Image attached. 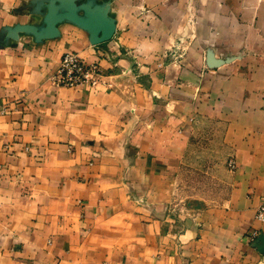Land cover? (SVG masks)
<instances>
[{"label": "crops", "instance_id": "0c3cea01", "mask_svg": "<svg viewBox=\"0 0 264 264\" xmlns=\"http://www.w3.org/2000/svg\"><path fill=\"white\" fill-rule=\"evenodd\" d=\"M44 1L0 0V264H264V0H92L97 45ZM200 158L227 191L181 201Z\"/></svg>", "mask_w": 264, "mask_h": 264}, {"label": "rangeland", "instance_id": "374dc122", "mask_svg": "<svg viewBox=\"0 0 264 264\" xmlns=\"http://www.w3.org/2000/svg\"><path fill=\"white\" fill-rule=\"evenodd\" d=\"M92 3V0H48L41 2L39 9H47V14L49 11L59 14L72 8L78 14L80 10L83 14L81 17H85L88 12H92V9L89 8ZM100 18L106 19L105 17ZM203 140L207 141L205 138ZM206 141L203 142V145H198V147L206 149ZM221 169L222 163L217 160L207 164V161L202 158L195 161L188 159L181 178L182 181L179 182L182 185V190L178 194L181 196L179 200L200 203L201 199H220L224 192L226 193L227 191L224 186L228 184V178L226 176L223 177Z\"/></svg>", "mask_w": 264, "mask_h": 264}, {"label": "built area", "instance_id": "2783aa9c", "mask_svg": "<svg viewBox=\"0 0 264 264\" xmlns=\"http://www.w3.org/2000/svg\"><path fill=\"white\" fill-rule=\"evenodd\" d=\"M55 86L79 87L83 85L106 84L104 73L98 63H87L77 53L66 52L59 61V67L52 76ZM255 218L264 221V200L256 208ZM255 237L257 233L254 232Z\"/></svg>", "mask_w": 264, "mask_h": 264}, {"label": "water", "instance_id": "95a60500", "mask_svg": "<svg viewBox=\"0 0 264 264\" xmlns=\"http://www.w3.org/2000/svg\"><path fill=\"white\" fill-rule=\"evenodd\" d=\"M101 16L96 13L89 12L87 16L81 17L76 10L70 8L67 11H64L59 14H54L48 19V32L47 36H53L56 34L55 25L63 20H70L76 25L90 31L91 38L90 41L92 44L97 45L102 42L110 40L114 34V28L110 25L105 19L100 18ZM263 236H257L255 242H262Z\"/></svg>", "mask_w": 264, "mask_h": 264}]
</instances>
